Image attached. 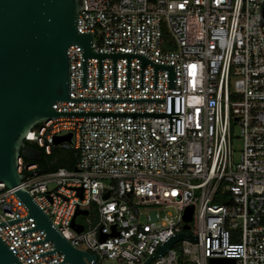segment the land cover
Returning a JSON list of instances; mask_svg holds the SVG:
<instances>
[{"label": "built area", "instance_id": "obj_1", "mask_svg": "<svg viewBox=\"0 0 264 264\" xmlns=\"http://www.w3.org/2000/svg\"><path fill=\"white\" fill-rule=\"evenodd\" d=\"M77 30L92 33L94 53H137L168 70L131 58H87L82 88V48L69 47L70 98L165 99V103L58 102V112L169 113V97H182V133H168V118L60 117L31 130L25 142L46 156L74 151V170L41 173L38 162L18 159L21 181L37 205L74 248L97 255L95 264H144L170 235L184 232L185 212L194 207L191 229L199 243L183 240L150 264H264V0H84ZM240 128L239 159L233 127ZM71 142L55 145V138ZM109 197L105 199V195ZM218 201V204L215 202ZM175 210V213L169 211ZM78 232L72 222L77 212ZM29 216L0 183V224ZM33 218L0 227V238L21 264L64 261ZM222 228V247H218ZM212 230V247H208ZM223 250V255H208ZM87 264H92L85 258ZM71 264V263H64Z\"/></svg>", "mask_w": 264, "mask_h": 264}, {"label": "water", "instance_id": "obj_2", "mask_svg": "<svg viewBox=\"0 0 264 264\" xmlns=\"http://www.w3.org/2000/svg\"><path fill=\"white\" fill-rule=\"evenodd\" d=\"M84 0H0V183L10 189L29 216L4 222L0 227L33 218L36 226L22 231L27 234L37 230L46 233L42 241H52V252H60L64 261L55 264H92L97 255L80 251L65 239L33 197L20 185L26 174L18 173V159L39 162L42 153L27 146V134L41 123L60 117H148L168 118V133H182V97H169V113L147 112H58L53 106L58 102H136L165 103V99H99L70 98V58L67 51L72 45L82 48V88H87V58H98V88H103V58H113V88H117V58H127V89H130L131 58L141 59V89H144V66L154 67V89H158V70H168V89L176 88L174 65H159L137 53H94L92 33L77 30L79 14L85 10ZM264 18V11L263 16ZM71 135L55 138V145L71 142ZM109 194L105 195V199ZM77 212L72 226L76 224ZM194 207L186 210L184 232L170 235L157 248V255L144 264L163 257L175 243L188 240L199 243L202 236L190 231ZM212 230H209L208 247H212ZM218 247H222V228H219ZM208 255H223V250H208ZM210 264H236L233 259H210ZM0 264H21L0 238Z\"/></svg>", "mask_w": 264, "mask_h": 264}, {"label": "trees", "instance_id": "obj_3", "mask_svg": "<svg viewBox=\"0 0 264 264\" xmlns=\"http://www.w3.org/2000/svg\"><path fill=\"white\" fill-rule=\"evenodd\" d=\"M37 150H40L35 145H29ZM41 151V150H40ZM42 160L38 162L39 171L41 173H49L53 172L59 168H67L70 170H74L77 164V155L74 151H65L56 148L51 156H46V154L41 151Z\"/></svg>", "mask_w": 264, "mask_h": 264}, {"label": "rangeland", "instance_id": "obj_4", "mask_svg": "<svg viewBox=\"0 0 264 264\" xmlns=\"http://www.w3.org/2000/svg\"><path fill=\"white\" fill-rule=\"evenodd\" d=\"M242 141L240 139V128L237 126L233 127V149L235 152V157L239 159L240 153L242 151ZM219 202L216 201L215 204H218ZM170 212L175 213V210L169 209Z\"/></svg>", "mask_w": 264, "mask_h": 264}]
</instances>
